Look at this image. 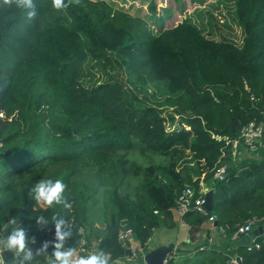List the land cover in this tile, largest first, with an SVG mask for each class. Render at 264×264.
I'll use <instances>...</instances> for the list:
<instances>
[{"label":"trees","instance_id":"16d2710c","mask_svg":"<svg viewBox=\"0 0 264 264\" xmlns=\"http://www.w3.org/2000/svg\"><path fill=\"white\" fill-rule=\"evenodd\" d=\"M34 3L37 16L28 22L23 10L0 0V237L16 217L35 237L29 245L35 252L55 233L54 224L39 228L37 218L59 212L73 232L67 246L77 248L85 236L113 261L131 257L119 239L124 220L148 254L155 231L175 228L172 210L185 186L193 198L204 195L202 177L210 183L213 211L186 212L191 231L215 216L228 242L245 221L264 223V157L233 162L223 139L264 123V0H222L223 24L204 7L206 25L189 16L157 33L104 1L81 0L66 10L51 0ZM106 31L142 52L163 100L150 103L145 88L139 98L132 90L138 79L127 68V81L115 73L119 64L106 50ZM168 97L177 106L163 114L161 107L172 104ZM136 145L167 162L138 165L126 156ZM219 164L227 167L222 181L213 178ZM129 175L140 180L133 198L119 192ZM40 179L63 180L72 208L37 204L29 192ZM94 206L102 228L89 220ZM254 242L259 248L236 250L241 264H264V236ZM202 254L183 264H231L219 252ZM13 258L5 264H15ZM165 264H177L172 253Z\"/></svg>","mask_w":264,"mask_h":264},{"label":"rangeland","instance_id":"374dc122","mask_svg":"<svg viewBox=\"0 0 264 264\" xmlns=\"http://www.w3.org/2000/svg\"><path fill=\"white\" fill-rule=\"evenodd\" d=\"M92 1H104L106 4L110 5L114 10L122 11L126 14L131 15L132 17L139 18L145 22V24L152 30L154 33L159 31V28L169 29L176 26L178 23L182 22L185 18L190 16L192 22L196 25L204 23L206 25L207 16L202 13L204 7H209L210 12L214 17L222 23L224 21L223 15L226 14L227 9L222 0H92ZM223 24V23H222ZM234 30L236 26L233 25ZM208 30V28H206ZM221 32L230 33L226 28H221ZM237 36L236 39H241V34L236 30ZM233 36V38H234ZM133 40V39H131ZM106 50L108 54L115 59L119 66H115V73L122 75L123 79H126V73H124V68H127L134 76L137 78L138 82L132 90L135 94H138L139 98L143 97L142 89L148 92V97L151 98L150 103L156 104L164 99L161 95L163 92L159 88L160 81H158L152 74L150 67L142 59V52L136 51L134 49H126L123 44V35L114 31H106ZM89 73L90 68L87 67ZM88 78L90 75H87ZM168 100L171 101L169 107L162 106L165 108L164 113H171L173 109L176 108L177 104L172 102V99L168 97ZM159 106V105H158ZM143 147L141 145H136L134 150L126 154L127 158L140 166H146L150 162L155 163H165L167 162L166 158L153 155L150 153H143L141 151ZM264 150V149H259ZM254 153V152H253ZM249 154V153H248ZM203 178V177H202ZM140 180L135 178L133 175H129L122 183V186L119 189L120 194H127L130 197H134L138 192V184ZM101 211L98 206H94L90 210V221L93 222V226L96 228H102L101 226ZM90 234V233H89ZM91 235V234H90ZM160 236V232L156 231L153 233L150 239V248L155 246V243L163 241V237ZM135 251H138L136 244H133ZM149 248V247H148ZM140 252H136L139 254Z\"/></svg>","mask_w":264,"mask_h":264},{"label":"clouds","instance_id":"9594fccd","mask_svg":"<svg viewBox=\"0 0 264 264\" xmlns=\"http://www.w3.org/2000/svg\"><path fill=\"white\" fill-rule=\"evenodd\" d=\"M4 5H15L23 10L28 22L37 16V6L34 0H2ZM52 6L57 10H66L73 3L79 5L81 0H51ZM67 185L61 179H40L30 190L29 196L37 204H43L49 208L63 206L70 210L72 204L67 200L64 193ZM39 228L43 229L49 224H54V241H45L41 248L35 252L29 248L35 244V237L28 236V229L22 225L16 217L10 218L3 225V231L7 235L0 237V264H4L3 253L9 251L14 254L15 264H41L37 257H43V264H115L111 254L104 250L90 252L80 255L77 248L66 246V242L73 236L69 221L59 212H54L50 218L40 215L36 220ZM10 229V232H9ZM52 246L53 251L49 254L48 248Z\"/></svg>","mask_w":264,"mask_h":264},{"label":"built area","instance_id":"2783aa9c","mask_svg":"<svg viewBox=\"0 0 264 264\" xmlns=\"http://www.w3.org/2000/svg\"><path fill=\"white\" fill-rule=\"evenodd\" d=\"M221 140V138H218ZM225 141V146L231 148V157L233 162H237L236 159L238 157V152L241 148H243L248 153H253L258 149L264 148V123L259 122H251L244 126L239 136L236 139H228L223 138ZM227 176V167L225 165H218L215 169L213 178L218 181H222ZM200 185L202 186L201 182ZM204 195H200L196 198H193L194 191L190 186H185L182 190L180 195L177 198V206L172 210L174 217L176 218L177 224L179 226H186L183 221V215L189 211H197L199 213L205 212L204 208ZM210 226H213V229H216L220 232L224 237L226 235L224 228L215 227L214 223L215 216H210L206 221ZM257 220L252 218L250 220L245 221L242 225L236 228V231L232 235V239L235 240L236 238H240L244 235H247L255 228ZM71 226V224H70ZM121 232L119 234V239L122 241L123 246H128L129 250L131 251V257L119 259L120 261H131L132 258L136 257V252H140L139 256L144 257L143 248L139 245L138 242L134 241L132 229L127 226V223L123 220L121 221ZM82 235L84 234L83 230L79 231ZM264 236V235H263ZM53 241L55 238V233L50 237ZM69 240L66 242V246L68 245ZM133 244H136L138 247V251H135L133 248ZM252 247L259 248V244L253 242L251 246L247 247L250 250ZM78 253L80 255H87L90 252H94L99 250L98 249V241L90 240L88 241L85 236H82L80 242L77 246ZM4 261V260H3ZM5 264V262H4ZM231 264H238L236 258H232Z\"/></svg>","mask_w":264,"mask_h":264},{"label":"crops","instance_id":"0c3cea01","mask_svg":"<svg viewBox=\"0 0 264 264\" xmlns=\"http://www.w3.org/2000/svg\"><path fill=\"white\" fill-rule=\"evenodd\" d=\"M264 149V148H263ZM264 157V150H256L254 153H249L243 148L238 152L237 160L243 158H262ZM202 192L207 193L210 191V183L206 182L204 178L201 181ZM173 215V214H172ZM175 222L176 218L172 216ZM160 232V236L163 237V241L155 243L154 247L150 248L151 241L148 243V250H154L158 246L166 245L171 243L174 245V250L172 252L175 263L183 264L186 260L193 259L195 263L199 262L203 257L204 251H216L230 258H235L236 253L233 252L243 246L242 244L237 247V240H230L227 242L225 237L218 232L216 229H213V226H210L207 222L203 223L196 231H191L188 226H179L176 223V226L172 230L160 229L157 230ZM156 232V231H155ZM154 232V233H155ZM158 236V237H160ZM245 247V246H243ZM144 257L137 255L132 258L131 261H120L119 259L114 261L115 264H145L143 261Z\"/></svg>","mask_w":264,"mask_h":264},{"label":"water","instance_id":"95a60500","mask_svg":"<svg viewBox=\"0 0 264 264\" xmlns=\"http://www.w3.org/2000/svg\"><path fill=\"white\" fill-rule=\"evenodd\" d=\"M204 208L207 213L213 211V196H212L211 191H208L205 194ZM214 226L215 227L217 226L216 222L214 223ZM263 235H264V223L255 227L247 235L240 237V239L237 240L236 245L238 247L242 244L245 247H249L251 246V244H253V242L255 241L257 237L263 236ZM41 247L42 245L35 246V248H38V249ZM173 250H174V245L171 243L158 246L154 250L150 251L148 254H145L143 261L145 264H165L167 261V257L169 256L170 253L173 252ZM233 252L236 253L235 249ZM2 255H3V260L5 263L10 261L14 257V254L9 251H5ZM235 258H236L237 263L241 264L240 258L237 256H235Z\"/></svg>","mask_w":264,"mask_h":264}]
</instances>
